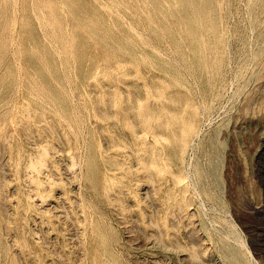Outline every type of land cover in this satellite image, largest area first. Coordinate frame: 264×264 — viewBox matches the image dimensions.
<instances>
[{
    "label": "rangeland",
    "instance_id": "374dc122",
    "mask_svg": "<svg viewBox=\"0 0 264 264\" xmlns=\"http://www.w3.org/2000/svg\"><path fill=\"white\" fill-rule=\"evenodd\" d=\"M37 1L44 0H0V264H109L108 258L113 264H264V43L259 46L264 0L222 1L223 20L218 28L224 61L209 96L186 75L190 91L185 94L188 105L182 115L194 110L199 122L184 138L183 167L148 153L153 134L158 133L152 125L157 116L150 108L159 103L149 82L160 73L150 65L134 66L139 74L112 79L97 51L99 44H93L83 54L100 61L99 73L83 93L74 78L79 41L74 39L72 44L68 33L67 43L75 48L60 45L54 27L58 7H44L41 15ZM97 1L106 4L108 0ZM111 1L107 7H115L112 11L119 18L137 26L143 41L161 50L171 68L182 69L179 53L190 32L181 33L178 50L170 41L171 33L165 32L167 39L161 40L150 30L138 5L125 8ZM82 2L87 15L95 10L88 0ZM29 16L46 45L56 52L65 107L53 103L47 89H39L41 79L28 75V62L42 59L41 54L31 56L25 51ZM64 21L70 23L68 14ZM112 58L118 63L121 52ZM103 83L118 92L113 98L122 107L115 106L114 119H110L108 89ZM130 83L143 87L142 107L136 110L141 116L151 114L145 127L130 114L137 93ZM167 86L166 91L176 88L173 83ZM101 110H107L109 118L101 117ZM156 141L153 145L160 148L171 144L166 135ZM41 147L49 156L38 171L33 166L41 160L36 159ZM174 173H179V185L173 183ZM196 251L198 256L193 255Z\"/></svg>",
    "mask_w": 264,
    "mask_h": 264
},
{
    "label": "bare ground",
    "instance_id": "6f19581e",
    "mask_svg": "<svg viewBox=\"0 0 264 264\" xmlns=\"http://www.w3.org/2000/svg\"><path fill=\"white\" fill-rule=\"evenodd\" d=\"M88 1H89V3H88L89 5H96L95 10H92L90 8L92 13L89 15H87L85 13L86 5L83 4L82 0H44L43 2L41 1L40 3L37 1V13L41 14V15L44 13L42 11L44 7H47V6H57L58 7V11H56V13H55L54 27H55L56 31H58V33L60 34L59 39H58L61 42L60 45L63 44L64 48H66V49L68 46L69 47L73 46V45H68V43H67V39L70 36L68 33H70L73 36L71 38L72 44H74V41H73L74 39H77L79 41L78 47L80 48V51H79V53H77V57H76V61H75L78 70L76 72V76H74L75 83H76L77 87L84 93V90H86L87 85H88L87 83L90 82L89 80L91 78L93 79V77L95 78V75H97L99 73V64H100L99 62L100 61L94 62L93 60L87 58L83 54L84 50L93 44H99V48L97 49V51L101 55V57L100 56H98V57L103 58V59H101V61L104 63V65L106 67H109L108 69L112 75L111 76L112 79L119 78L122 76H126V78H130V76L133 74H136V73L139 74L138 69H135L134 66L145 67V66L150 65L152 68V71L154 70V71L160 73V75H157V76L155 75V77H151V81L149 82L150 84H152L154 95L156 96L157 99H159L158 100L159 103L158 104L156 103L152 107L150 106L151 107L150 111H152V113H155L157 116L156 117V123L154 124L153 122H151V124L153 123L152 125H154V128L157 130L158 133L153 134L156 136H153L154 140L152 141L153 142L152 146L148 150L149 152L148 151L147 152L151 156H155L154 153H157L155 156L156 160H161V159L163 161L166 160L169 164H171L173 166L177 167L181 164L184 165L183 164V157H184L183 155L185 152L184 148H183V146L185 144L184 138L188 136V133L190 130L194 131L196 129V127L198 126V122H199V118H198L199 114L194 110L192 112L189 111L190 113L186 117H183V115H182V113H183L182 111H184L185 106L188 105L187 104V98H186L185 94H187V92L190 91V84L186 78V75L190 74V77H192L194 80H196L198 82V84L200 85V87L202 89V92L206 96H209L213 92L215 86L218 83V80L221 76V64H222L221 62L224 61V60L222 61V59H223L222 53L223 52H222V47H221L222 46L221 35L219 34V28H218L219 22H221L223 20V16H222V8H223L222 1L223 0H114L120 5V7L126 8L127 6L138 5L140 13L144 14L150 30L153 33H155L159 37V39H161V40L167 39V37L165 36L164 33L168 32V33H171L170 41L173 42L174 44H176L177 46L178 45L180 46V44L182 42V41L180 42V39H179L180 36L182 37L181 33L184 34L186 31H188V33L190 32V34H189L190 36L187 40V45H186L185 49H183L179 53L180 57L182 58V61H183V66H182L183 70L177 69V68H176L177 69L176 70V69L171 68L172 63L164 60L163 54L160 52L161 50L159 51V49H157L156 46L149 45L146 41H143V39L141 38L142 36H141L140 32L138 30H136L137 26H136V28H133L132 26H130L129 23H127L128 21L126 22L125 20H122L121 18H119L118 13H114L113 12L114 10L112 11V9H114L115 7L112 9H110L109 6L107 7V5H109L108 4L109 0L106 3L107 5L104 3H100L101 1L99 2L97 0H88ZM31 2H32V0H31ZM110 2H112V1L110 0ZM14 4H15V1H14ZM111 5H112V3H111ZM13 12H15V9ZM13 12H11V13L13 14ZM116 12H117V10H116ZM66 14H68L70 23H67L64 21V16ZM119 14L121 15V13H119ZM136 14L137 13H135V16H136ZM1 15H2V6L0 5V17H1ZM133 17H134V15H133ZM122 18H125V17H122ZM12 22H13V20H12ZM38 22L39 21H37V24H38ZM226 30L227 29H225V32H226ZM224 38H226V37H224ZM45 42L42 39V37L38 34V32L36 31V28L34 26V21L32 20L31 16H29L26 19V32H25L24 40H23L25 51H27V55H31V56H33L36 53L41 54L42 59H40V60L39 59L38 60L32 59L31 61L28 62L29 67H30L28 75L30 76V78L32 80L41 79L42 84H41V88H39V89L40 90L42 88L47 89L49 91V96L51 98V101L53 103H55L59 108H61L63 106L65 107L66 105L63 102L64 101L65 84H64L63 79L58 77L56 74L57 60H58L57 56L55 54L56 52H54V50L51 48L50 45L47 46ZM158 43L156 45H158ZM263 43H264V32H262L259 36V46H261ZM223 45H225V44H223ZM179 46H178V50H179ZM73 48H75V46H73ZM119 51L121 52L122 59L120 61H118V63H115V61L112 58V55H113V53L115 54V52H119ZM70 52H71V50H70ZM163 52H164V50H163ZM170 52H168V53H170ZM73 54H75V53L73 52ZM188 54H191L192 58H189L190 55L188 56ZM172 55H173V52H172L171 56ZM176 57H178V56H176ZM169 60H172V59H169ZM173 60H174V58H173ZM178 63H179V61H178ZM161 72L164 73L167 76V78H165V75L162 76ZM141 76H142V74H141ZM136 77H139V76H136ZM108 78H110V76H108ZM31 79H30V82H31ZM163 79H165V81ZM137 80H139V78ZM117 81L118 80H116V82ZM109 83L111 85V82H108V84ZM124 83H125V81H124ZM167 83H173L174 86H176V88L175 89L174 88L168 89L166 91L164 86L166 85V89H167L168 88ZM68 85L66 87H68ZM102 85H104L105 88L108 89L106 91V94L109 96V102H110V112H111L110 119H114V117H115L114 108H116L115 106H117L116 103L119 99L116 100V103H115V99L113 97L116 96V93L118 95V92H116L117 90H115V89H111V91H110V89H109L110 87L108 88V86L104 83ZM130 86H132L137 91V93L135 94V97L132 99V102L134 105H130V114H131L132 118L135 119L136 122L140 123V126L143 125L145 127L148 124L144 121H147V118H149L151 116V114L141 116V114L139 113V110H136V108L139 109L140 101L144 98V95L142 94L143 93L142 92L143 87L139 86L135 83H130ZM123 88H126V87H123ZM35 90L38 91L36 88H35ZM128 91H129V89H128ZM128 91H126V92H128ZM46 93H47V91H46ZM98 94H100V92ZM144 94H145V92H144ZM30 95L32 96V94L29 93V95H28L29 100H31ZM38 95H40V93ZM128 95H130L129 92H128ZM152 95H153V93H152ZM187 95H189V94H187ZM35 97H38V96H35ZM85 97H86V95H85ZM100 97H101V95H100ZM198 97H200V95H198ZM90 98H92V97H90ZM129 98L131 99V97H129ZM145 98H146V95H145ZM33 99L34 98H32V100ZM39 99H41V98H39ZM106 99H107V97H106ZM148 99L149 98H147V100ZM176 99H177V102L175 104L173 102H171L172 100L175 101ZM188 101H190V100H188ZM118 106H120V105H118ZM166 106H168V107H166ZM26 107H27V103H26ZM87 107H88V105H87ZM120 107H122V106H120ZM140 107H142V106H140ZM143 107H145V106H143ZM28 108H30V107H28ZM52 110H50V111H52ZM92 110H93V108H92ZM62 113H63V111H62ZM46 115H47V113H46ZM28 116H29V114H28ZM100 116L103 118H109L107 115V110H101ZM42 117H43V115H42ZM58 117H60V115ZM38 118H39V116H38ZM41 118H39V119H41ZM119 118H121V117H119ZM29 119H30V116H29ZM28 120H27V122H28ZM34 120H35V118H34ZM116 120H117V118H116ZM23 121H24V123L26 122L25 120H23ZM128 121H129V119H128ZM113 122H114V120H113ZM29 123H30V121H29ZM116 123H118V122H116ZM119 124H120V122H119ZM40 125H41V123H40ZM3 126H4V124H3ZM3 126H2V128H3ZM20 126L22 127V125H20ZM33 127H35V126H33ZM147 128H148V126H147ZM101 129H103V128H101ZM107 131H109V130H107ZM62 133H61V135H63ZM151 133H150V135H151ZM160 134H163V136L162 137L157 136ZM165 135L167 137H169L170 142H171V144H170L171 146L169 145V147L167 149H165V148H160V147H156L155 145H153V144L157 143L156 140L165 139ZM114 136H115V134H114ZM114 136H112V138ZM177 140H179V141L177 142ZM113 144L115 145V143H113ZM99 154L100 153H98V155ZM48 156H49V153L44 148L41 147L39 149V157L36 158L37 160H38V158H40L41 160H38L34 166L31 163L33 168L37 169L38 171L42 170L44 163H45V162L43 163V159L48 158ZM99 157H100V155H99ZM103 157H105V156H103ZM108 157L106 156V158H108ZM31 159H32V157H31ZM182 165H181V167H183ZM25 166H26V164H25ZM110 166L113 167L115 165L110 164ZM102 167H103V165H102ZM104 168H105V166H104ZM104 168H102V169H104ZM104 171H106V170H104ZM107 174L109 175V173H107ZM178 174L179 173H174V175H172V180H174L173 183H175V184L181 182L179 180L180 176L178 177ZM113 175H115V174L113 173ZM33 176L35 177V175H33ZM37 176H39V175H37ZM40 176H41V174H40ZM105 176H106V174H105ZM109 176H111V175H109ZM107 181L109 182L110 180H107ZM40 182L42 183V181H40ZM41 183H40V186H41ZM43 183H45V182H43ZM48 183H49V181H48ZM46 184H44V185H46ZM3 185H4V183H3ZM177 185H179V184H177ZM37 186H39V185L37 184ZM180 187H181V185H180ZM172 190L173 189H171V191ZM108 191L110 192V190H108ZM112 193H113V190H112ZM37 194H39V193H37ZM104 194H106V193H104ZM41 197H42V195H41ZM56 197H58V196H56ZM51 201H53V200H51ZM33 210H35V209L33 208L32 211ZM193 255L198 256L199 255L198 251L194 252ZM233 255H234V257H238L236 255V253H234ZM242 258H243V256H242ZM107 261L109 264L114 263L113 261H111L110 258H108Z\"/></svg>",
    "mask_w": 264,
    "mask_h": 264
}]
</instances>
